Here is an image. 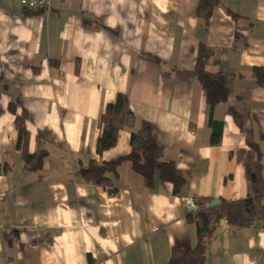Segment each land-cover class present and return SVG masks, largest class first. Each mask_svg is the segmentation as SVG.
<instances>
[{"label":"crops","instance_id":"obj_1","mask_svg":"<svg viewBox=\"0 0 264 264\" xmlns=\"http://www.w3.org/2000/svg\"><path fill=\"white\" fill-rule=\"evenodd\" d=\"M218 1L204 26L198 0H51L35 14L0 0V264H171L198 246L194 198L247 197L234 154L257 143L264 165V87L251 75L264 67V0ZM199 45L214 49L208 70L229 90L212 112L192 75ZM117 94L136 125L96 156L97 122ZM9 108L25 115L28 154L45 152L40 169L25 166ZM210 116L222 123L217 147ZM141 122L184 181L178 194L158 180L147 190L125 161L111 187L84 183L90 161L129 154ZM204 264H264V228L220 220Z\"/></svg>","mask_w":264,"mask_h":264},{"label":"trees","instance_id":"obj_2","mask_svg":"<svg viewBox=\"0 0 264 264\" xmlns=\"http://www.w3.org/2000/svg\"><path fill=\"white\" fill-rule=\"evenodd\" d=\"M218 6V0H198L196 16L204 26L208 25L213 10ZM28 13L35 14L37 12L28 11ZM231 17L235 16L232 15ZM214 56V49L199 45L196 52L195 68L192 72L202 88L210 112L217 105L226 102L229 96L226 76L208 70ZM251 75L259 86L264 87V67L252 68ZM9 110L15 115L17 147L21 151L25 166L40 169L45 152L37 151L35 154H28L26 149L28 132L25 129V115H16L14 108H9ZM234 122L238 127H241L239 116H234ZM135 125L136 118L130 110L127 97L117 94L114 102L107 104L97 122L99 134L94 147L95 155L101 156L102 153L114 148L119 133L124 129L133 130ZM209 126L211 128L210 145L217 147L221 142L222 123L213 120L210 116ZM129 146V154L115 163L90 161L86 168L78 172L81 180L84 183L109 188L119 176L118 167L120 163L125 161L130 164L136 174L143 178L147 190H152L158 180L170 184L174 194H178L184 181L178 177L173 163L162 160L163 148L151 124L141 122L139 128L131 132ZM234 158L236 163L244 170V177L248 186L247 197L233 202L220 200V204L215 207L208 206L213 202L212 200L194 198L192 200L194 210L188 213L187 220L193 224L196 230L199 239L198 246L192 251L179 253V256L171 260V264H204L205 249L220 220H225L231 227L236 229L264 228V165L262 151L257 143H252L246 149L238 150L234 154Z\"/></svg>","mask_w":264,"mask_h":264},{"label":"built area","instance_id":"obj_3","mask_svg":"<svg viewBox=\"0 0 264 264\" xmlns=\"http://www.w3.org/2000/svg\"><path fill=\"white\" fill-rule=\"evenodd\" d=\"M20 6L30 12H45L48 10L51 0H16Z\"/></svg>","mask_w":264,"mask_h":264},{"label":"water","instance_id":"obj_4","mask_svg":"<svg viewBox=\"0 0 264 264\" xmlns=\"http://www.w3.org/2000/svg\"><path fill=\"white\" fill-rule=\"evenodd\" d=\"M107 192H108V194H110V193H112V190L109 189ZM219 204H220V201H214V202L210 203L208 206L209 207H215V206H218ZM193 210H194V208L192 206H190L188 208L189 212H192Z\"/></svg>","mask_w":264,"mask_h":264}]
</instances>
